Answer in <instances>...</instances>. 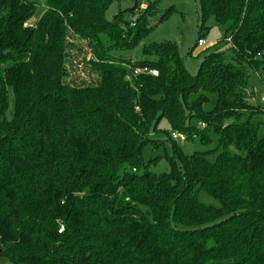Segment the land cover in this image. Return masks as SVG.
<instances>
[{"label":"trees","instance_id":"1","mask_svg":"<svg viewBox=\"0 0 264 264\" xmlns=\"http://www.w3.org/2000/svg\"><path fill=\"white\" fill-rule=\"evenodd\" d=\"M197 1L189 53L209 18L227 24L229 46L193 75L174 41L144 46L150 60L110 53L152 29L155 1L108 20L111 0H44L36 18L38 2L0 0V264H264V111L248 103L249 72L264 83V0ZM73 37L90 49L93 82L67 80ZM143 65L157 75L133 76ZM162 118L216 147L184 154L169 135V170L145 169Z\"/></svg>","mask_w":264,"mask_h":264},{"label":"rangeland","instance_id":"2","mask_svg":"<svg viewBox=\"0 0 264 264\" xmlns=\"http://www.w3.org/2000/svg\"><path fill=\"white\" fill-rule=\"evenodd\" d=\"M39 3L38 11L34 17H38L39 13L44 9V0H34ZM156 2L157 11L155 15L149 18L148 26L151 25L152 29L148 31L137 43L133 49L129 50H110L111 54L122 57L124 59L142 60L152 59V57L145 55L142 52L144 46L152 43H160L163 41H174L177 45L178 52L183 59L185 68L190 74H196L204 55L210 51L217 49H224L229 46L228 43L223 41L227 32V24L217 23L213 18H209L205 22L208 27L204 30L203 40L204 45L196 46L195 49L189 53L191 47L194 45L198 36V25L200 19V4L197 0H111L106 9V19L110 20L114 15L119 12L122 13L123 19L129 20L134 16V12L139 9H145L149 2ZM137 3V8L133 13L130 8ZM161 13H167L166 17L158 22ZM31 22H34L32 19ZM104 44L107 40L101 36ZM71 47L69 48V57L66 62V69L68 71L67 80L75 84L88 83L96 80L97 74L89 69L86 60L91 57L90 49L85 41L80 38H71ZM249 80L252 95H249L248 103L253 109H263L264 102L261 97L264 94V83L256 72H249ZM212 102L214 95H209ZM206 108H209L206 106ZM14 112V97L12 92L8 91V101L5 110V117L11 119ZM258 119L264 120V112L257 116ZM193 124L198 125L196 120L192 121ZM263 128L260 129V134L263 133ZM171 128L168 121L162 118L157 123V128L151 131L149 138L141 150L142 164L145 169H148L155 174H160L169 170V162L167 155L172 152L173 141L169 139ZM175 145L182 150L184 154H191L193 151H204L216 147L217 140L214 135H211V142L203 144L196 139L184 141L175 140ZM231 151H235L233 147ZM142 165V166H143ZM198 199L211 206H219L218 200L208 194L206 191L201 190L197 194Z\"/></svg>","mask_w":264,"mask_h":264},{"label":"built area","instance_id":"3","mask_svg":"<svg viewBox=\"0 0 264 264\" xmlns=\"http://www.w3.org/2000/svg\"><path fill=\"white\" fill-rule=\"evenodd\" d=\"M137 12L138 11L134 12V16L132 17V20H134L136 18ZM204 43L205 42H204L203 38H201V39H199L197 41V45L198 46H202V45H204ZM131 72H132V75L133 76H135L137 74H150L152 76H156L157 75V70L156 69H151V68H149L148 66H145V65H143V66H136V67L132 68ZM261 101L264 102V94L261 97ZM170 138L172 140H174V141L175 140L184 141L186 139V137H185V135L183 133L178 132L176 130H171V132H170Z\"/></svg>","mask_w":264,"mask_h":264}]
</instances>
